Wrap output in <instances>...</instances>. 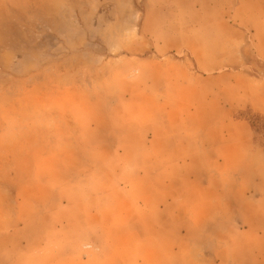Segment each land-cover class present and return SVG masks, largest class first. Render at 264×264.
Masks as SVG:
<instances>
[{
  "label": "rangeland",
  "instance_id": "1",
  "mask_svg": "<svg viewBox=\"0 0 264 264\" xmlns=\"http://www.w3.org/2000/svg\"><path fill=\"white\" fill-rule=\"evenodd\" d=\"M260 90L264 0H0V264H217L250 210L201 192L264 166Z\"/></svg>",
  "mask_w": 264,
  "mask_h": 264
},
{
  "label": "crops",
  "instance_id": "2",
  "mask_svg": "<svg viewBox=\"0 0 264 264\" xmlns=\"http://www.w3.org/2000/svg\"><path fill=\"white\" fill-rule=\"evenodd\" d=\"M216 63V62H215ZM261 95H256L250 102L249 106L251 110L264 113V90H260ZM199 145V144H198ZM208 149L210 156H206L207 160H215L222 162H238L242 159L239 153L240 144L233 142L223 143L215 140L214 142L207 140ZM222 147V149H220ZM244 147V146H243ZM224 149V150H223ZM247 155L243 156V159L257 160L260 159L259 154L255 152H246ZM190 159V158H189ZM223 163V164H224ZM222 164V165H223ZM235 167L225 170L223 175L214 179L211 184L205 185L202 190V195L206 209L216 210H227L224 213L232 215V210L241 207L239 198L242 197L243 208H247L249 216L247 223L238 231H232L227 233L229 239V247L226 251H223V257L217 256V264H264V166L263 167H252L245 171L249 177L246 181L242 180L241 177L244 175L240 174V170ZM159 179V174H158ZM246 183V186L243 184ZM173 188H164L162 191L158 188L154 189L155 200L158 202L163 201L160 207L166 209L167 207L190 208L193 206L192 190L190 188H179L178 198L174 195ZM110 191L105 192L104 201L107 197H111ZM190 197V198H188ZM174 203V204H173ZM162 209V208H161ZM262 210V211H261ZM224 215L223 213H220ZM226 217L228 215L226 214ZM110 225L109 223H106ZM112 228H107L106 235L110 238ZM243 235L247 238L249 243L248 248L241 249L240 244L237 243L238 238ZM228 256V257H227ZM243 256V259H239ZM230 258V259H229ZM213 264V263H210Z\"/></svg>",
  "mask_w": 264,
  "mask_h": 264
}]
</instances>
